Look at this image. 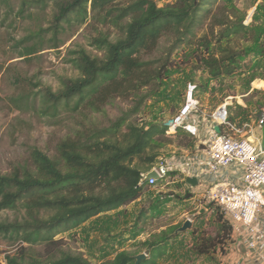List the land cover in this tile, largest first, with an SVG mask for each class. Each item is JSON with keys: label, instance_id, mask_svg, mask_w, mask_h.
<instances>
[{"label": "trees", "instance_id": "1", "mask_svg": "<svg viewBox=\"0 0 264 264\" xmlns=\"http://www.w3.org/2000/svg\"><path fill=\"white\" fill-rule=\"evenodd\" d=\"M36 1L44 6L50 1L55 4L56 28L73 20L84 24L93 14L120 36L111 40L103 33L94 38L91 46L100 55L74 51L69 63L78 77L62 78L57 92L43 87L20 103L50 118L62 113L78 117L100 114L118 98L132 99L134 107L108 127L76 129L74 136L60 141L53 157L33 148L27 163L10 174L0 173V212L17 215L13 221L0 222V237L20 244L14 254L6 255V264H93L83 253L63 250V241L56 237L129 206L146 191L140 184L141 175L157 163L160 144L156 142H161L159 137L166 135L168 127L140 125L131 118L140 113L148 98L159 93L170 68L168 57H146L158 50L164 38L173 37L176 48L186 45L194 49L197 69L207 72L210 79L232 77L244 55L221 44L246 34L248 28L243 20L215 16L219 0H177L164 7L154 0H131L126 5H119V0ZM206 21L208 32L199 37L197 27ZM216 28H220L218 33ZM35 53L28 49L23 55ZM217 221L222 225L221 234L210 237L203 232L194 248L198 255L210 256L219 247L227 248L232 225L223 214ZM182 226L152 234L139 251H121L100 264H135V256L141 252H146L147 259L140 264H157L165 255V244L178 237L176 232ZM35 245L44 246L48 256L33 255Z\"/></svg>", "mask_w": 264, "mask_h": 264}, {"label": "rangeland", "instance_id": "2", "mask_svg": "<svg viewBox=\"0 0 264 264\" xmlns=\"http://www.w3.org/2000/svg\"><path fill=\"white\" fill-rule=\"evenodd\" d=\"M130 1L119 0L118 4L126 5ZM154 1L164 7L177 0ZM55 14L56 7L51 1L44 6L36 0H0V173L4 175L27 163L33 148L53 157L60 141L74 136L76 129L108 127L134 107L132 99L118 98L100 114L78 117L62 113L58 118H50L20 103L19 100H27L43 87L57 92L62 78L78 77L69 63L74 51L84 49L94 56L100 55L91 46L94 38L103 33L111 40L120 36L115 28L101 23L93 14L84 24L73 20L56 28ZM214 15L243 20L248 28L246 34L221 44L223 47L228 44L244 55L234 76L210 79L207 72L197 69L194 49L186 45L176 48L173 37L164 38L158 50L146 57L170 58L169 73L159 93L148 98L140 113L131 118L132 122L160 128L173 122L185 105L189 85L197 87L195 96L200 103L197 114L200 138L183 130L160 136L161 142H156L160 144L157 163L194 154L197 146L205 142L210 116L225 103L229 104V117L238 127L256 121L264 107V0H219ZM208 29L209 21H206L197 27V35H206ZM215 31L218 33L220 28ZM28 49L36 53L24 56ZM39 105L37 101L35 106ZM194 196L182 176L172 175L147 187L143 198L129 208L92 218L79 228L60 234L56 240L63 241V250L83 253L93 264L111 260L121 251L135 253L152 234L188 220L194 225L200 215V201H189ZM16 216L11 211L0 212V222L13 221ZM205 225L203 231L208 236L221 234L222 225H214L212 219L205 221ZM192 230L200 228L179 233L167 242L165 255L157 264H234L228 246L219 247L210 256L198 255L194 248L200 236L196 239ZM19 246L0 237V264H6V255L14 254ZM31 252L37 257L48 256L42 245L33 246Z\"/></svg>", "mask_w": 264, "mask_h": 264}, {"label": "built area", "instance_id": "3", "mask_svg": "<svg viewBox=\"0 0 264 264\" xmlns=\"http://www.w3.org/2000/svg\"><path fill=\"white\" fill-rule=\"evenodd\" d=\"M196 88L189 85L185 105L168 127V134L183 130L200 138L202 131L197 119L200 103L195 96ZM228 107L225 103L210 116L202 155L180 156L156 163L150 172L141 175L140 184L153 187L171 174L183 176L185 183L192 177H196L199 184L205 182V198L231 218L232 228L240 233V242L246 251L257 252L264 248V228L256 225L264 209V149L261 144L264 107L254 123L245 122L240 127L230 120ZM216 125L220 126V133L215 131ZM227 171H231V179L225 176ZM152 172L157 177L148 179ZM253 264H264L263 256L257 254Z\"/></svg>", "mask_w": 264, "mask_h": 264}, {"label": "crops", "instance_id": "4", "mask_svg": "<svg viewBox=\"0 0 264 264\" xmlns=\"http://www.w3.org/2000/svg\"><path fill=\"white\" fill-rule=\"evenodd\" d=\"M254 122H252V123H254ZM259 134H260V132H259ZM204 148H205L204 145L200 144L199 146H197L196 152L194 154H192L191 156L200 155V154L202 155ZM225 176L228 179H231V176H232L231 171H227ZM206 185L207 184H205V182H203V183L199 184L197 187L193 188V187L189 186L187 183H185V186L190 190V192L193 195H195L189 201H193L194 203L200 201V205H199L200 208H199V213H198V214H200L199 219L192 227V229L193 228L194 229L200 228L199 231L198 230H192V234H193V236H195L196 239H198V237L204 232L203 230L206 227L205 221L212 219V221H214V225L215 224H216V226L221 225L217 221V217L219 214L218 209L212 203H210V201H208L207 198H205V192L207 190ZM142 198H143V196L139 200H137L136 202L130 204L129 206L120 208L116 211H121L122 209H127L130 206L139 202ZM202 200H203V202H202ZM204 201H206V202H204ZM112 212H114V211H112ZM108 213H111V212H108ZM108 213H105V215ZM102 215H104V214H102ZM224 218H225V220H227L232 225V220L229 216L224 215ZM256 225L259 228H264V209L259 213ZM238 242H240V233L233 230L231 242L228 241L227 246H228V250L230 251L229 256L234 261V264H253V259L257 254H260L264 258V248L258 250L257 252L245 251V253H241L238 250ZM217 250H219V248H217ZM89 260L91 261V258Z\"/></svg>", "mask_w": 264, "mask_h": 264}, {"label": "water", "instance_id": "5", "mask_svg": "<svg viewBox=\"0 0 264 264\" xmlns=\"http://www.w3.org/2000/svg\"><path fill=\"white\" fill-rule=\"evenodd\" d=\"M171 124H172V121H170L168 124H166V126L169 127ZM215 131H216L217 133H220V126H219V125H216V126H215ZM261 134H262V143H261V144H262V148L264 149V126H263V128H262V130H261ZM156 177H157V175H156L154 172H152V173H150V174L148 175V179H150V178H156ZM187 184H188L189 186L195 188V187H197V186L199 185V181H198V179H197L196 177H192V178H189V179L187 180ZM192 227H193V223H192V221L188 220V221H186V222L183 224V226H182V227L176 232V235L179 234V233H185V232L191 230ZM238 250H239L241 253H245L246 248H245V246L243 245V243L240 242V243L238 244ZM146 259H147V255H146V254H139V255L135 256V261H136L135 264H140L141 262L145 261Z\"/></svg>", "mask_w": 264, "mask_h": 264}, {"label": "bare ground", "instance_id": "6", "mask_svg": "<svg viewBox=\"0 0 264 264\" xmlns=\"http://www.w3.org/2000/svg\"><path fill=\"white\" fill-rule=\"evenodd\" d=\"M219 119V118H218Z\"/></svg>", "mask_w": 264, "mask_h": 264}]
</instances>
